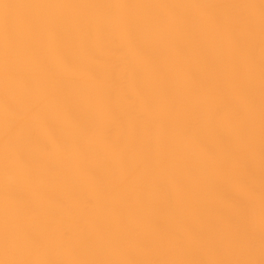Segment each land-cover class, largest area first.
<instances>
[{
	"label": "bare ground",
	"instance_id": "bare-ground-1",
	"mask_svg": "<svg viewBox=\"0 0 264 264\" xmlns=\"http://www.w3.org/2000/svg\"><path fill=\"white\" fill-rule=\"evenodd\" d=\"M0 264H264V0H0Z\"/></svg>",
	"mask_w": 264,
	"mask_h": 264
}]
</instances>
